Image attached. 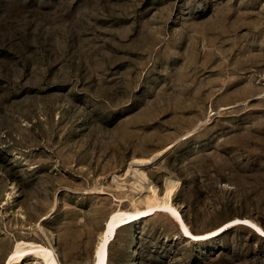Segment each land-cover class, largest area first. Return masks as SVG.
Masks as SVG:
<instances>
[{
    "label": "rangeland",
    "instance_id": "rangeland-1",
    "mask_svg": "<svg viewBox=\"0 0 264 264\" xmlns=\"http://www.w3.org/2000/svg\"><path fill=\"white\" fill-rule=\"evenodd\" d=\"M174 142L147 171L183 221L118 227L106 264H264V0H0V264H34L55 201L61 263L96 264L146 207L111 176Z\"/></svg>",
    "mask_w": 264,
    "mask_h": 264
},
{
    "label": "bare ground",
    "instance_id": "bare-ground-1",
    "mask_svg": "<svg viewBox=\"0 0 264 264\" xmlns=\"http://www.w3.org/2000/svg\"><path fill=\"white\" fill-rule=\"evenodd\" d=\"M4 3V2H3ZM9 4V3H7ZM2 6V5H1ZM4 6V5H3ZM2 6V8H3ZM30 6V5H29ZM32 6V5H31ZM29 8V7H28ZM71 10V9H70ZM73 10H71L72 12ZM70 12V13H71ZM5 13V12H4ZM25 13V12H24ZM3 14V13H2ZM74 14V13H73ZM24 15V14H23ZM72 15V14H71ZM25 17V16H23ZM74 17V16H73ZM8 18V17H7ZM18 18V17H17ZM20 18V17H19ZM32 18V17H31ZM11 19V17H10ZM25 19V18H24ZM38 20V19H37ZM73 20V19H72ZM76 20V19H75ZM3 21V20H2ZM22 21V19H21ZM36 21V20H35ZM18 22V21H17ZM56 22V21H55ZM52 23V21H51ZM58 23V22H57ZM56 23V24H57ZM61 23V21H60ZM59 23V24H60ZM67 23V22H66ZM36 24V23H35ZM50 24V23H49ZM63 24V23H62ZM46 25V23H45ZM44 25V26H45ZM54 25V24H52ZM51 25V26H52ZM58 25V24H57ZM56 25V26H57ZM65 25V24H64ZM50 26V28H51ZM55 26V25H54ZM9 27V26H8ZM41 27V26H40ZM47 28V25L45 26ZM53 27V26H52ZM60 27V26H59ZM58 27V28H59ZM66 27V26H65ZM70 27V26H69ZM68 27V28H69ZM74 27H76L74 25ZM78 27V26H77ZM17 28V27H16ZM14 28V29H16ZM44 28V27H43ZM63 28V25H62ZM10 29V28H9ZM13 29V30H14ZM20 29V28H19ZM31 29V28H30ZM33 29V27H32ZM31 29V30H32ZM35 29V28H34ZM33 29V30H34ZM77 29V28H76ZM75 29V31H76ZM4 30V29H3ZM12 30V31H13ZM18 30V29H17ZM24 30V29H23ZM51 30V29H49ZM66 30V29H65ZM64 30V31H65ZM8 31H11L8 30ZM7 31V32H8ZM25 31V30H24ZM53 31V28H52ZM74 31V32H75ZM62 32V30H61ZM69 32V30H68ZM9 33V32H8ZM48 33V32H47ZM5 34V33H4ZM73 34L70 33V35ZM8 35V34H7ZM65 35V34H64ZM6 36V35H5ZM54 36V35H53ZM3 37V36H2ZM63 37V35H62ZM23 38V37H22ZM53 38V37H52ZM51 38V39H52ZM63 39V38H62ZM15 40V39H14ZM33 40V39H32ZM68 39H66L67 41ZM6 42V41H5ZM59 42V41H58ZM62 42V41H61ZM71 43V41H69ZM1 43H4L1 41ZM64 43V42H62ZM3 45V44H2ZM1 45V46H2ZM58 45V44H57ZM60 45V44H59ZM58 45V46H59ZM63 45V44H62ZM66 46V45H65ZM70 46V45H69ZM64 47V46H63ZM11 48V47H10ZM59 48V47H58ZM65 48V47H64ZM60 50V49H59ZM14 51V50H13ZM61 51V50H60ZM69 55V54H68ZM21 58V56H19ZM44 61V60H43ZM61 63V62H60ZM46 65V64H45ZM43 66V65H42ZM46 67V66H45ZM42 68V67H41ZM71 69V67H70ZM24 70V69H23ZM44 70V69H43ZM37 75V74H36ZM35 75V76H36ZM34 78V77H33ZM36 80V77L34 78ZM23 81V80H22ZM39 82V81H38ZM5 83V82H4ZM27 84V83H26ZM24 87V86H23ZM16 89V88H15ZM47 92V91H46ZM25 94V93H24ZM263 95H258V97H262ZM18 98V97H17ZM22 98V96H21ZM29 98V97H28ZM12 99V98H11ZM41 105V104H39ZM10 112V111H9ZM56 112V111H55ZM12 113V111H11ZM2 114V113H1ZM58 115V114H57ZM29 124V123H28ZM26 125V124H25ZM196 132V129L190 130L186 135L183 136V138H188L189 136L193 135ZM176 142L170 144L167 146L165 149L153 154L150 157H134L133 160L129 163L128 168L120 173L116 172L114 173L112 177V183L116 184V187L113 188V186H108L111 189H114L116 191H120L123 189H126L128 187L131 188L132 191H136L138 193H146V196L142 198L141 200H137V198H132L130 202L136 203V204H141V202H144L146 205L145 209L138 211L137 213L133 214H127V215H122L118 211H116L114 214L110 216V218L106 221L105 223V228L101 234L100 240L97 244L96 247V264H106V249L107 245L109 243L110 238L116 231V229L122 225L138 221L140 218L143 216H147L150 214H154L155 212L163 209H169L171 210L176 216H178L182 221V217L179 211V208L174 205L172 202L169 204H162L157 201H155V196H156V187L155 184L151 181L150 176L147 171V167L155 164L157 160L163 156L170 148H172L175 145ZM101 184V183H100ZM106 185H101V186H95L94 188H99V190H102V192H108L106 190ZM107 187V188H108ZM11 191H8V201L10 202L12 198V193L15 191L17 188V185L12 182L9 186ZM175 189V186H170L168 188V191L172 193ZM122 199L124 197L116 196L115 195V201L116 199ZM57 199V198H56ZM8 201H5V204H7ZM57 202L55 201L54 207L46 214H44L41 217V222L38 223L39 227L41 230L45 233V235L48 237V243H43V242H38V241H31L28 247H24L21 243H18L15 247L13 258H18L21 257V255H24L25 253H29L30 255L33 256V262L34 264H62L61 262V257L60 253L58 251V247L56 245V237L55 233L54 234H49L44 230L42 221L51 218L55 216L56 209H57ZM124 205V204H121ZM184 223V222H183ZM134 245L133 247V262L135 263L137 260V257L139 255V250L136 248L138 246V236L135 235L134 241L132 243Z\"/></svg>",
    "mask_w": 264,
    "mask_h": 264
}]
</instances>
